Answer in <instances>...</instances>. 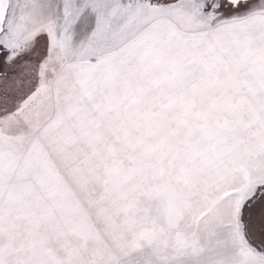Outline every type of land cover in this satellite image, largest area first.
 Masks as SVG:
<instances>
[{"label":"snow or ice","instance_id":"obj_1","mask_svg":"<svg viewBox=\"0 0 264 264\" xmlns=\"http://www.w3.org/2000/svg\"><path fill=\"white\" fill-rule=\"evenodd\" d=\"M0 264H264V0H0Z\"/></svg>","mask_w":264,"mask_h":264}]
</instances>
